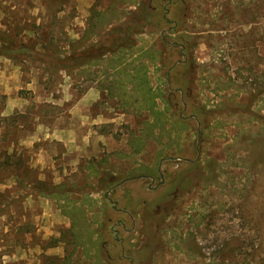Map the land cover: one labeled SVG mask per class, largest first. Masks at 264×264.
<instances>
[{
	"label": "rangeland",
	"instance_id": "obj_1",
	"mask_svg": "<svg viewBox=\"0 0 264 264\" xmlns=\"http://www.w3.org/2000/svg\"><path fill=\"white\" fill-rule=\"evenodd\" d=\"M0 264H264V0H0Z\"/></svg>",
	"mask_w": 264,
	"mask_h": 264
},
{
	"label": "trees",
	"instance_id": "obj_2",
	"mask_svg": "<svg viewBox=\"0 0 264 264\" xmlns=\"http://www.w3.org/2000/svg\"><path fill=\"white\" fill-rule=\"evenodd\" d=\"M128 42H129V40H128ZM130 47H133V46H130ZM98 53H100V52H97V54ZM100 57L101 56H99V55L95 56L94 52L93 53H90V52L89 53H78V54H74L71 57V59L65 58V60H62V63H64V61H65L66 64L67 63H71V65H69V66L66 65L64 67V70L65 69H68V70L69 69H78L80 67H83L85 64H90L91 62H96Z\"/></svg>",
	"mask_w": 264,
	"mask_h": 264
},
{
	"label": "flooded vegetation",
	"instance_id": "obj_3",
	"mask_svg": "<svg viewBox=\"0 0 264 264\" xmlns=\"http://www.w3.org/2000/svg\"><path fill=\"white\" fill-rule=\"evenodd\" d=\"M186 163H189V162H186ZM192 163V167H195V165L194 164H196L195 162H191ZM161 167H162V163H160V165H159V167H158V171H157V174H158V177H159V182L157 183V187L158 188H163L164 186H166L167 185V187H169V186H171L172 188H174V190L176 191V190H179L177 187H176V181H172V182H170V183H167L166 184V181H165V179H164V174H161L160 173V169H161ZM140 179H147V180H150V182H151V184L153 185L154 184V177H152V176H149V175H144V176H138V177H135V178H132L131 179V181H137V180H140ZM170 180V179H169ZM124 183V182H123ZM122 183V184H123ZM121 184V183H120ZM182 184V182L181 183H179L178 185H181ZM150 189V188H149ZM154 188H152V190H153ZM180 195V192H177L176 191V199H177V196H179ZM155 218V217H154ZM157 218H159L158 216H157ZM139 240H134V242L135 243H137ZM133 242V241H132ZM142 243V242H141Z\"/></svg>",
	"mask_w": 264,
	"mask_h": 264
}]
</instances>
